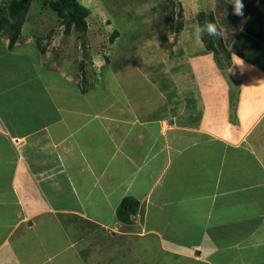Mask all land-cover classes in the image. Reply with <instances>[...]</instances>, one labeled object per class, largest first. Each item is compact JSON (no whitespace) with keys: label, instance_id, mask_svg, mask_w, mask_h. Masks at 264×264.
<instances>
[{"label":"crops","instance_id":"crops-1","mask_svg":"<svg viewBox=\"0 0 264 264\" xmlns=\"http://www.w3.org/2000/svg\"><path fill=\"white\" fill-rule=\"evenodd\" d=\"M197 2L224 55L197 22L181 29L179 116L124 98L109 68L82 91L0 32V264H264V0H243V16L229 0ZM125 197L138 206L119 219ZM71 218L125 252L112 237L79 256L87 239Z\"/></svg>","mask_w":264,"mask_h":264},{"label":"rangeland","instance_id":"rangeland-1","mask_svg":"<svg viewBox=\"0 0 264 264\" xmlns=\"http://www.w3.org/2000/svg\"><path fill=\"white\" fill-rule=\"evenodd\" d=\"M8 1L0 0V7ZM79 1L90 6L91 11L87 17L85 49L74 30L64 33L56 13L43 6L41 0H31L19 37L22 35L37 47H43L47 64L71 76L74 73L85 88L101 86L103 70L109 68L115 71L114 77L119 79L124 98L135 103L150 99L156 102L159 113L179 116V33L185 25L198 23L199 12L206 15L208 12L201 9L197 0L189 3L185 0ZM219 52L224 55V51ZM184 91L186 94L187 89ZM190 93L187 92L189 98ZM188 100L193 105L197 103L194 98ZM71 220L73 225L68 224L69 220H65L66 224L61 221L72 226L71 230L79 228L82 234L77 237L87 239L86 245H80L86 248L79 247L82 252L77 250L79 256L106 252L101 247L110 242L112 232L80 218ZM113 242L114 248L125 252L118 237H113ZM127 262L110 260L105 264Z\"/></svg>","mask_w":264,"mask_h":264},{"label":"trees","instance_id":"trees-1","mask_svg":"<svg viewBox=\"0 0 264 264\" xmlns=\"http://www.w3.org/2000/svg\"><path fill=\"white\" fill-rule=\"evenodd\" d=\"M30 2L31 0H9L4 6L0 7V32H3L8 37L9 47H12L19 38L20 28L30 6ZM41 4L56 13L57 18L63 25L65 34H69L73 30L76 32L77 37L81 41L82 49H85L88 29L87 17L90 14L89 8L79 0H41ZM197 19L198 27L209 22L217 25L212 13L206 15L204 12H199ZM180 28L181 24H179ZM115 33L117 35V31ZM201 41L208 51H212L215 54L219 51H224L221 37L214 38L205 34ZM38 49L41 53L44 52L43 47L38 46ZM80 85L81 90L85 91L86 88L82 82H80ZM137 206L138 203L134 199L130 197L123 198L117 209L119 219L135 213Z\"/></svg>","mask_w":264,"mask_h":264},{"label":"clouds","instance_id":"clouds-1","mask_svg":"<svg viewBox=\"0 0 264 264\" xmlns=\"http://www.w3.org/2000/svg\"><path fill=\"white\" fill-rule=\"evenodd\" d=\"M229 3L233 5V14L237 16H243L244 4L243 0H229ZM207 34L210 37H221L222 32L218 29L215 23H206L203 26L197 28L196 36L198 39H202ZM234 65L239 68H243L244 61L240 57H234Z\"/></svg>","mask_w":264,"mask_h":264}]
</instances>
